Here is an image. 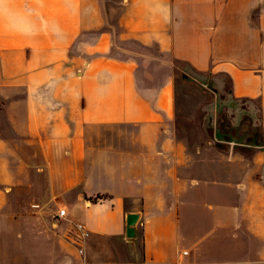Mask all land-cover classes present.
<instances>
[{"label": "crops", "instance_id": "1", "mask_svg": "<svg viewBox=\"0 0 264 264\" xmlns=\"http://www.w3.org/2000/svg\"><path fill=\"white\" fill-rule=\"evenodd\" d=\"M176 61L264 127V0H0V264H264V149L175 133Z\"/></svg>", "mask_w": 264, "mask_h": 264}, {"label": "rangeland", "instance_id": "2", "mask_svg": "<svg viewBox=\"0 0 264 264\" xmlns=\"http://www.w3.org/2000/svg\"><path fill=\"white\" fill-rule=\"evenodd\" d=\"M175 64V133L206 136L223 148L264 149L257 100L234 97L224 75L201 73L182 61Z\"/></svg>", "mask_w": 264, "mask_h": 264}, {"label": "built area", "instance_id": "3", "mask_svg": "<svg viewBox=\"0 0 264 264\" xmlns=\"http://www.w3.org/2000/svg\"><path fill=\"white\" fill-rule=\"evenodd\" d=\"M60 216H63L66 214V208L62 207L58 213ZM75 229L77 230V232L80 234V239L84 240L86 239L89 235H90V231L88 228H86V226L83 223H77L75 225Z\"/></svg>", "mask_w": 264, "mask_h": 264}, {"label": "water", "instance_id": "4", "mask_svg": "<svg viewBox=\"0 0 264 264\" xmlns=\"http://www.w3.org/2000/svg\"><path fill=\"white\" fill-rule=\"evenodd\" d=\"M131 222H133V221H131Z\"/></svg>", "mask_w": 264, "mask_h": 264}]
</instances>
